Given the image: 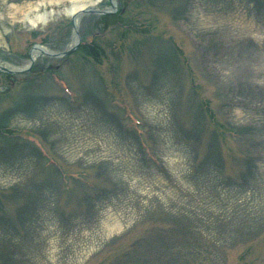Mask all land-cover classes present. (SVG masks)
<instances>
[{"label": "rangeland", "instance_id": "374dc122", "mask_svg": "<svg viewBox=\"0 0 264 264\" xmlns=\"http://www.w3.org/2000/svg\"><path fill=\"white\" fill-rule=\"evenodd\" d=\"M0 264H264V0H0Z\"/></svg>", "mask_w": 264, "mask_h": 264}, {"label": "trees", "instance_id": "16d2710c", "mask_svg": "<svg viewBox=\"0 0 264 264\" xmlns=\"http://www.w3.org/2000/svg\"><path fill=\"white\" fill-rule=\"evenodd\" d=\"M106 17H111V15H106L105 18ZM82 47H85L86 55L88 56L91 55V57H96V59L98 58L100 60L99 57H101V53H100V48L99 46H97V44L96 45L95 44H83L81 48Z\"/></svg>", "mask_w": 264, "mask_h": 264}, {"label": "bare ground", "instance_id": "6f19581e", "mask_svg": "<svg viewBox=\"0 0 264 264\" xmlns=\"http://www.w3.org/2000/svg\"><path fill=\"white\" fill-rule=\"evenodd\" d=\"M40 51H47V50H45L44 48H40V47L36 48V49L33 51V55H32V59H33V60L36 59V57H37V55H38V53H39Z\"/></svg>", "mask_w": 264, "mask_h": 264}, {"label": "water", "instance_id": "95a60500", "mask_svg": "<svg viewBox=\"0 0 264 264\" xmlns=\"http://www.w3.org/2000/svg\"><path fill=\"white\" fill-rule=\"evenodd\" d=\"M72 51H74V49L70 50L69 53L72 52Z\"/></svg>", "mask_w": 264, "mask_h": 264}]
</instances>
